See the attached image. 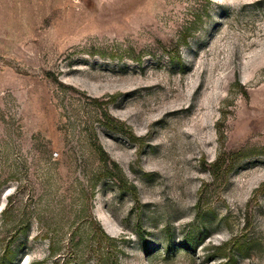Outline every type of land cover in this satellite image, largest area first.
I'll return each instance as SVG.
<instances>
[{
  "label": "rangeland",
  "instance_id": "374dc122",
  "mask_svg": "<svg viewBox=\"0 0 264 264\" xmlns=\"http://www.w3.org/2000/svg\"><path fill=\"white\" fill-rule=\"evenodd\" d=\"M0 264H264V0H0Z\"/></svg>",
  "mask_w": 264,
  "mask_h": 264
}]
</instances>
